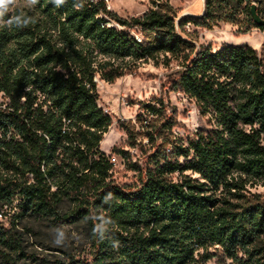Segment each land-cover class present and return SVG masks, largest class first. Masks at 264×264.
<instances>
[{"label":"trees","instance_id":"1","mask_svg":"<svg viewBox=\"0 0 264 264\" xmlns=\"http://www.w3.org/2000/svg\"><path fill=\"white\" fill-rule=\"evenodd\" d=\"M19 1L25 6L9 5L13 11L0 17V94L7 99L0 106V214L16 201L19 208L8 227L0 220V264H17L16 221L28 214L85 220L91 264H204L212 248L237 264H264V199L248 190L264 186V44L197 50L177 32L169 0H151L148 12L130 20L104 0ZM263 2L205 0L203 15L180 25L264 31L251 13L256 5L264 19ZM13 15L19 22H8ZM135 28L142 42L130 33ZM161 56L179 67L163 88L194 99L214 127L188 146L176 144L164 95L140 103L139 116L151 117L144 128L151 166L142 169L114 147L143 175L135 190L120 187L101 150L113 118L98 103L94 79L113 83L137 62ZM119 125L131 148H144L129 123ZM175 173L182 179L169 177ZM65 198L73 206L60 213Z\"/></svg>","mask_w":264,"mask_h":264},{"label":"rangeland","instance_id":"2","mask_svg":"<svg viewBox=\"0 0 264 264\" xmlns=\"http://www.w3.org/2000/svg\"><path fill=\"white\" fill-rule=\"evenodd\" d=\"M107 9L123 19L144 15L152 7L151 0H109ZM176 13L175 25L177 32L193 42L196 49H212L217 51L230 45H249L258 50L264 44V31L252 28L248 33H240L235 24L220 22L212 29L195 26L188 23L181 26L184 19L201 17L204 13L205 0H169ZM15 6H25L17 0ZM264 7V2L262 4ZM13 7V6H12ZM239 19L243 18L240 14ZM118 28H121L118 26ZM141 29L130 31L135 37L143 38ZM101 59V57H99ZM176 60L167 65L163 56L159 60H141L136 63L133 74L125 75L113 83L95 77L99 93V105L113 118V124L104 135L101 150L108 156L117 157L113 165L111 181L120 187L135 190L141 184L143 175L129 169L127 160L118 154L112 153L114 147H121L129 151L131 160L137 162L142 169L151 166L152 153L148 140L144 137L146 123L151 117L143 114L139 109L140 103L150 102L154 97L164 95L169 104V113L174 115L175 126L172 130V140L176 144L188 146L194 135L201 131H209L214 127L212 114L202 115L194 99L176 92H167L163 88L168 76L178 70ZM7 99L0 94V106L5 107ZM129 123L136 132L140 146L131 148L128 144V134L121 128L119 122ZM183 161V159H180ZM187 175H193L186 172ZM198 178V175H193ZM174 181L182 179L180 173L169 176ZM249 192L258 194L264 199V186L254 184L248 186ZM18 201L11 206L2 208L1 222L8 227L19 211ZM73 206L70 199L65 198L59 205L60 213L68 212ZM20 237V249L11 251L17 264H91L95 248L91 242L90 230L85 220L76 222H61L51 217L28 214L16 221ZM213 257L204 264H237L228 258L219 248L210 250Z\"/></svg>","mask_w":264,"mask_h":264},{"label":"clouds","instance_id":"3","mask_svg":"<svg viewBox=\"0 0 264 264\" xmlns=\"http://www.w3.org/2000/svg\"><path fill=\"white\" fill-rule=\"evenodd\" d=\"M17 3V0H0V17H3L5 13H9L13 11V8H10L9 5H12L15 7ZM20 16L19 15H13L9 19V23H12L13 21L19 22Z\"/></svg>","mask_w":264,"mask_h":264},{"label":"water","instance_id":"4","mask_svg":"<svg viewBox=\"0 0 264 264\" xmlns=\"http://www.w3.org/2000/svg\"><path fill=\"white\" fill-rule=\"evenodd\" d=\"M257 6L253 5L251 13L256 24L264 26V19L258 15L256 11Z\"/></svg>","mask_w":264,"mask_h":264},{"label":"built area","instance_id":"5","mask_svg":"<svg viewBox=\"0 0 264 264\" xmlns=\"http://www.w3.org/2000/svg\"><path fill=\"white\" fill-rule=\"evenodd\" d=\"M107 2H109V0H106ZM114 25V24H113ZM136 40L138 41V42H142V39L141 38H139V37H136ZM111 163L114 165V164H116L117 163V157H115V156H111ZM0 217H2V214H0Z\"/></svg>","mask_w":264,"mask_h":264}]
</instances>
